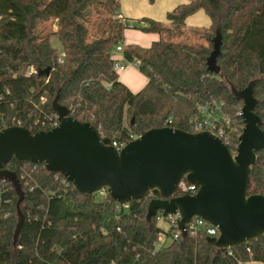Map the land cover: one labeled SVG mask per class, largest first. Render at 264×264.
<instances>
[{
  "label": "trees",
  "instance_id": "16d2710c",
  "mask_svg": "<svg viewBox=\"0 0 264 264\" xmlns=\"http://www.w3.org/2000/svg\"><path fill=\"white\" fill-rule=\"evenodd\" d=\"M121 0H0V130L25 126L49 130L58 121L52 101L69 115L92 123L100 135L123 145L154 127L193 131L199 103L223 102L237 119L228 146L237 149L244 122L224 76L238 89L256 80L255 112L264 131V0H189L167 14L168 23L143 18L130 23L118 17ZM203 9L209 27L186 29L188 16ZM158 33L150 48L131 46L127 60H140L149 81L132 92L114 68L115 47L125 29ZM55 35L61 53L52 45ZM218 43L219 74L207 69ZM49 71V75L46 72ZM251 168L249 194L264 195V148ZM26 193L25 221L13 243L17 195L0 181V264H243L264 263V237L222 252L206 235L172 239L156 249L159 211L147 222V195L115 202L107 191L84 194L43 163L11 159ZM98 195L102 198L98 199Z\"/></svg>",
  "mask_w": 264,
  "mask_h": 264
},
{
  "label": "water",
  "instance_id": "95a60500",
  "mask_svg": "<svg viewBox=\"0 0 264 264\" xmlns=\"http://www.w3.org/2000/svg\"><path fill=\"white\" fill-rule=\"evenodd\" d=\"M220 53L215 43L207 59V69L215 74L221 72ZM224 77L231 94L243 101L244 127L235 152L210 131L173 126L151 128L117 149L92 123L69 115L68 107L59 103L60 90L52 101L59 119L56 127L36 132L21 125L2 128L0 181L9 182L17 195L13 243L19 241L25 221L22 204L26 198L18 174L6 168L13 158L43 163L48 172L60 174L80 193L106 190L117 203L151 195L148 223L159 211L164 215L179 212L177 229L186 237L187 224L194 217L202 218L217 227L218 235L207 240L222 252L264 237V195L249 194L251 168L264 148L262 119L255 112L256 80L238 89ZM182 180L198 186L197 192L176 195Z\"/></svg>",
  "mask_w": 264,
  "mask_h": 264
},
{
  "label": "crops",
  "instance_id": "0c3cea01",
  "mask_svg": "<svg viewBox=\"0 0 264 264\" xmlns=\"http://www.w3.org/2000/svg\"><path fill=\"white\" fill-rule=\"evenodd\" d=\"M189 0H121L119 18L127 19L128 21L140 22V19L151 18L168 23L167 14L173 11L181 4L187 3ZM211 19L203 9L195 12L186 19V28L193 29V27L203 25L209 27ZM196 25V26H194ZM202 26V27H203ZM125 39L123 42L124 49L116 53L114 59L120 63L125 62L124 50L136 46L142 49H148L153 42L160 39L158 33L145 32L138 28L125 29ZM119 79L132 92H138L143 89L149 79L143 74L140 69L134 64H129L124 70L117 71ZM243 264H264L258 261H249Z\"/></svg>",
  "mask_w": 264,
  "mask_h": 264
},
{
  "label": "built area",
  "instance_id": "2783aa9c",
  "mask_svg": "<svg viewBox=\"0 0 264 264\" xmlns=\"http://www.w3.org/2000/svg\"><path fill=\"white\" fill-rule=\"evenodd\" d=\"M123 43L117 45L112 52L113 57L116 53L123 51ZM134 64L139 68L141 61L136 59L129 61L125 59V62L120 63L115 60L114 68L116 71H121L126 68L127 65ZM223 102L212 101L209 103H199L197 105V114L191 119L194 130L193 131H210L213 134L219 136L223 141L228 145L232 141V133L237 130V119L233 117L229 112L225 111L223 107ZM240 115V112L238 113ZM241 116V115H240ZM58 117V115H57ZM171 119L167 120L165 126H171ZM59 124L58 121L54 124L56 127ZM102 138L104 136L101 135ZM132 138H137V136L131 135ZM112 145L117 149H120L123 145H119L117 142H112ZM236 151V150H235ZM234 151V152H235ZM198 190V186L191 184L186 180H182L176 191V195L184 194H195ZM102 192V191H101ZM167 218L168 222L173 228L172 239L181 237V232L177 229V223L180 218L179 212L173 215H163ZM187 233L191 235H206L208 236H217L218 229L217 227L209 224L205 220L199 217H194L191 222L187 224ZM167 238L165 235H160L158 242L156 243V249H160L163 245L167 244ZM231 253V249L228 250Z\"/></svg>",
  "mask_w": 264,
  "mask_h": 264
},
{
  "label": "rangeland",
  "instance_id": "374dc122",
  "mask_svg": "<svg viewBox=\"0 0 264 264\" xmlns=\"http://www.w3.org/2000/svg\"><path fill=\"white\" fill-rule=\"evenodd\" d=\"M130 23H134V21H131ZM210 24H211V22H210ZM194 26H196V25H194ZM202 26L203 25H199L197 27L202 28ZM186 29L189 30V27H187ZM193 29H197V28L196 27H193ZM51 42H52V45L54 47H56L59 50V52L61 53L63 47H62V44L59 41L58 37H56L55 35H53L52 38H51ZM97 197H98V199H101L102 198L101 195H98ZM158 225L161 228H163L165 231H171V232L174 231L173 228H172V226H171V224L168 222V220H167V218L165 216H160L159 217V219H158ZM166 238H167L168 243L172 241V236L171 235L166 236Z\"/></svg>",
  "mask_w": 264,
  "mask_h": 264
}]
</instances>
